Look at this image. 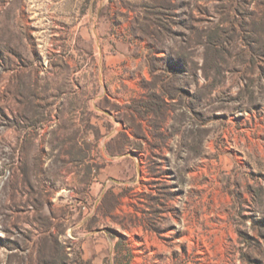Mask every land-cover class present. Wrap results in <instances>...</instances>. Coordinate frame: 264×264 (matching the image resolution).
Masks as SVG:
<instances>
[{
    "label": "rangeland",
    "instance_id": "obj_1",
    "mask_svg": "<svg viewBox=\"0 0 264 264\" xmlns=\"http://www.w3.org/2000/svg\"><path fill=\"white\" fill-rule=\"evenodd\" d=\"M0 264H264V0H0Z\"/></svg>",
    "mask_w": 264,
    "mask_h": 264
}]
</instances>
